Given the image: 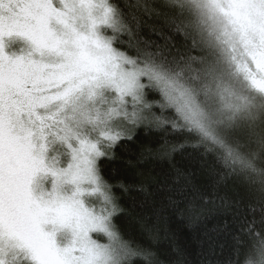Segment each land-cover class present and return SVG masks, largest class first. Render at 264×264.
<instances>
[{
	"label": "snow or ice",
	"instance_id": "snow-or-ice-1",
	"mask_svg": "<svg viewBox=\"0 0 264 264\" xmlns=\"http://www.w3.org/2000/svg\"><path fill=\"white\" fill-rule=\"evenodd\" d=\"M144 123L187 133L214 170L244 178L224 205L233 252L216 264H240L245 237L243 264H264V0H0V264L151 258L115 230L122 209L98 163ZM177 171L169 191L215 203ZM38 176L50 189L37 193ZM217 231L200 233L205 264L223 255Z\"/></svg>",
	"mask_w": 264,
	"mask_h": 264
},
{
	"label": "trees",
	"instance_id": "trees-1",
	"mask_svg": "<svg viewBox=\"0 0 264 264\" xmlns=\"http://www.w3.org/2000/svg\"><path fill=\"white\" fill-rule=\"evenodd\" d=\"M113 2L122 3L123 0ZM148 99L159 97L149 94ZM153 111L160 114L158 109ZM131 135V139H121L111 150L110 156L114 158L103 157L98 163L122 209L113 218L121 237L133 247L146 248L153 253L151 258H136L133 264H149V260L152 264H205L209 257L207 247L201 248L200 233L213 227L218 229L216 235L224 249L223 255L211 259L213 264L226 260L232 255V235L238 233L239 222H231L224 205L244 195V178L227 169L214 170L212 158L201 159L199 150L192 147L191 137L187 133L173 132L170 126L144 123ZM177 169L183 176L194 172L200 191L215 203H205L199 197L192 201L190 197L169 191L167 185L175 187ZM183 176H180L181 183ZM162 184L165 187L161 188ZM225 218L229 220L227 227L223 226ZM244 240L240 264L251 242L247 237Z\"/></svg>",
	"mask_w": 264,
	"mask_h": 264
},
{
	"label": "rangeland",
	"instance_id": "rangeland-1",
	"mask_svg": "<svg viewBox=\"0 0 264 264\" xmlns=\"http://www.w3.org/2000/svg\"><path fill=\"white\" fill-rule=\"evenodd\" d=\"M108 34H110V32ZM60 158L62 161L65 160L64 156H61ZM51 181H52V178L50 176L47 177L46 179L38 176L36 178V181H35V187H36L37 193H39V191H40V185L41 184H43L45 190L50 189ZM85 199L88 202H90L92 206L97 208V210H99L103 207V197H102V195H100V193H91V190H89V194L86 195ZM51 227H52L51 225L46 226V230H50ZM98 238L106 241V238H103V237H98ZM57 239H58V242L61 244L66 242L65 240H61L59 237Z\"/></svg>",
	"mask_w": 264,
	"mask_h": 264
},
{
	"label": "clouds",
	"instance_id": "clouds-1",
	"mask_svg": "<svg viewBox=\"0 0 264 264\" xmlns=\"http://www.w3.org/2000/svg\"><path fill=\"white\" fill-rule=\"evenodd\" d=\"M89 204H91L90 202H88ZM113 223H114V221H113ZM115 224V223H114ZM115 230L117 231V232H119V229H118V226L117 225H115ZM60 238L61 240H65L66 241V239L67 238H69L68 237V234L65 232V231H63V230H61V231H59L58 233H57V238ZM105 242H107V241H105ZM136 258H138V256H132V257H130L129 259H127V260H123V261H121L120 262V264H133V261L136 259ZM245 264H247V261H245Z\"/></svg>",
	"mask_w": 264,
	"mask_h": 264
}]
</instances>
